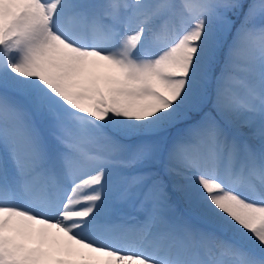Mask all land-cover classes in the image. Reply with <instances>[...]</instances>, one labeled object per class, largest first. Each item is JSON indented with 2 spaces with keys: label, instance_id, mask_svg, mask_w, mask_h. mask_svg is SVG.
<instances>
[{
  "label": "snow or ice",
  "instance_id": "obj_1",
  "mask_svg": "<svg viewBox=\"0 0 264 264\" xmlns=\"http://www.w3.org/2000/svg\"><path fill=\"white\" fill-rule=\"evenodd\" d=\"M0 264H264V0H0Z\"/></svg>",
  "mask_w": 264,
  "mask_h": 264
}]
</instances>
